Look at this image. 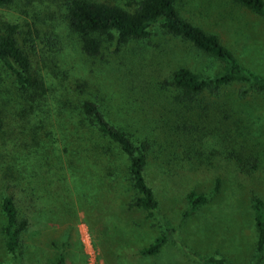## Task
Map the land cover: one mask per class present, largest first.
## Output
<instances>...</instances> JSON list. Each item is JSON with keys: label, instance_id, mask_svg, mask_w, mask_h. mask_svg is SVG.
<instances>
[{"label": "rangeland", "instance_id": "1", "mask_svg": "<svg viewBox=\"0 0 264 264\" xmlns=\"http://www.w3.org/2000/svg\"><path fill=\"white\" fill-rule=\"evenodd\" d=\"M176 9L215 35L244 69L264 76V17L232 0H178ZM0 16L7 21L20 18L3 8ZM61 29L63 93L73 103L94 101L134 141L147 144L145 177L158 206L151 213L131 209L126 193L101 201L84 183L34 175L38 197L63 202L47 213L44 224L23 234L16 259L5 251L0 229V262L50 264L60 251L65 264H201L199 257L210 255L231 264H264V248L254 261L252 209V198L264 202V98L236 81L220 87L217 95L204 91L192 103L177 100L179 90L170 84L173 71L183 67L210 77L222 64L158 26L142 40L117 44L114 37L92 58L81 54L73 36ZM46 80L51 90L60 85L54 77ZM9 82L2 86L10 89ZM240 91L247 92L243 98ZM57 99L56 92L48 91L42 103L48 109L46 123L40 124L42 136L54 127L50 112ZM44 115L40 112L34 120ZM190 192L207 196V202L190 211ZM2 223L0 213V228ZM165 224L174 230L171 239L157 255H141V248L160 236Z\"/></svg>", "mask_w": 264, "mask_h": 264}, {"label": "trees", "instance_id": "2", "mask_svg": "<svg viewBox=\"0 0 264 264\" xmlns=\"http://www.w3.org/2000/svg\"><path fill=\"white\" fill-rule=\"evenodd\" d=\"M177 1L127 0L115 4L93 0H0V8L20 17L7 21L0 16V229L4 249L13 259L17 258L23 234L44 224L47 213L63 202V198L38 197L31 182L34 175L68 180L73 185L84 183L101 201H114L126 193V204L131 209L151 213L158 206L145 177L147 144L134 141L94 101L73 103L68 93H63L65 87L59 78L66 74L59 69L62 26L75 39L79 52L90 58L114 37L117 44L142 40L158 26L165 34L190 43L222 64V70L210 77H200L183 67L173 71L170 84L179 90L177 100L189 104L204 91L217 95L220 87L236 81L264 98V76L244 69L215 35L182 18ZM232 1L264 17L263 0ZM46 77L56 78L60 88L55 85L51 90ZM8 82L10 89L2 86ZM48 91L56 92L58 99L50 112L54 127L42 136L40 124L46 123L48 114L42 103ZM246 93L240 91V97ZM40 112L45 115L34 120ZM115 157L122 160L116 162ZM234 157L241 161L239 156ZM187 200L192 211L205 204L207 196L190 192ZM252 209L256 229L254 261H259L264 248V202L252 198ZM164 226L160 236L141 248V255H157L171 239L174 230L168 224ZM65 245L63 242L61 247ZM198 261L231 264L214 255L199 257ZM50 264H65L63 253L59 251Z\"/></svg>", "mask_w": 264, "mask_h": 264}]
</instances>
